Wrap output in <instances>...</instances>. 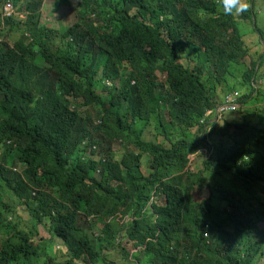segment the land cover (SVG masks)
Wrapping results in <instances>:
<instances>
[{
    "label": "trees",
    "instance_id": "trees-1",
    "mask_svg": "<svg viewBox=\"0 0 264 264\" xmlns=\"http://www.w3.org/2000/svg\"><path fill=\"white\" fill-rule=\"evenodd\" d=\"M44 6L0 0V264L264 261V57L235 70L253 8L54 0L57 26ZM219 87L239 107L214 119Z\"/></svg>",
    "mask_w": 264,
    "mask_h": 264
},
{
    "label": "rangeland",
    "instance_id": "rangeland-1",
    "mask_svg": "<svg viewBox=\"0 0 264 264\" xmlns=\"http://www.w3.org/2000/svg\"><path fill=\"white\" fill-rule=\"evenodd\" d=\"M72 2L73 5H77L78 2L80 0H70ZM235 2L237 4H240L241 7L243 8H253L254 12H255V24H253L251 21L249 20H239L238 21V25L239 28L241 30V33L244 35V40L245 43L249 46L250 48V57L246 58L245 61V65H241L239 69H237V67H235V70H237L236 75L240 76L245 70L246 67L249 66L250 64V60L252 59L253 61L258 60V58L260 56L264 57V0H235ZM54 9V0H45V6L43 9V13H42V19L43 22L48 23L49 25H57L59 26V21H58V16L57 14H54L55 12L53 11ZM67 12V13H66ZM61 17L64 19L65 22H67V24H71V22L74 20V12H68L65 11V9L63 8L60 12ZM63 21V22H64ZM262 67L260 68L259 72L261 74V76H264V61L262 63ZM246 66V67H245ZM161 78V77H160ZM162 79V78H161ZM261 79V82H259L257 84V87H261L259 88L260 90H262L264 92V80ZM232 86V87H231ZM228 87L230 89H232L233 87L236 88L239 92H241L242 94H245L248 91V87L247 85L244 84L243 79L241 80V77L239 78V80H235L233 79L231 82H229ZM227 87V88H228ZM230 92V91H229ZM228 93V91L226 89H224V87H219L218 89V94L221 96V100L222 98ZM240 93V94H241ZM264 97H260L259 100L257 101L259 104H257L258 108L261 110H263L264 108V101H263ZM240 114H227L222 120H220L219 126L223 125L224 119L226 120H233L232 118H240ZM211 137L208 138V141H211ZM116 150H118V147L116 146ZM202 150V149H201ZM199 153L196 154H192L191 155V162L193 163V167L196 166L199 162V158L202 157V154L200 153V155H198ZM206 180L208 183H206L209 188H211V185L214 184V180L207 176ZM202 197H207L208 195V188H204L202 191ZM196 199H200L199 196H196ZM22 220L23 222H27V220L29 219L30 215L28 213H24L22 212ZM39 234L40 236H45V237H49L50 235L43 229V227H39ZM258 264H264V261H260Z\"/></svg>",
    "mask_w": 264,
    "mask_h": 264
},
{
    "label": "built area",
    "instance_id": "built-area-1",
    "mask_svg": "<svg viewBox=\"0 0 264 264\" xmlns=\"http://www.w3.org/2000/svg\"><path fill=\"white\" fill-rule=\"evenodd\" d=\"M5 13H10L12 12V4L9 2L5 5L4 7ZM110 85L111 83L108 82ZM239 93L234 91V92H229L227 93L224 98L223 102L215 109L208 111L206 115L211 116L212 114L215 115L214 119H219L221 118L224 114L229 113L231 111H234L239 107L238 100H239ZM213 119V120H214Z\"/></svg>",
    "mask_w": 264,
    "mask_h": 264
},
{
    "label": "clouds",
    "instance_id": "clouds-1",
    "mask_svg": "<svg viewBox=\"0 0 264 264\" xmlns=\"http://www.w3.org/2000/svg\"><path fill=\"white\" fill-rule=\"evenodd\" d=\"M9 3V2H8ZM11 3V2H10ZM6 5V4H5ZM5 7V6H4ZM5 9V8H4ZM6 14V13H5ZM111 83V82H110ZM109 85V84H108ZM111 85V84H110Z\"/></svg>",
    "mask_w": 264,
    "mask_h": 264
}]
</instances>
